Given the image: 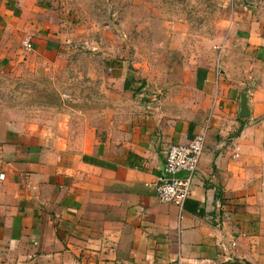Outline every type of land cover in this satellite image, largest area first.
Returning <instances> with one entry per match:
<instances>
[{
    "label": "crops",
    "instance_id": "0c3cea01",
    "mask_svg": "<svg viewBox=\"0 0 264 264\" xmlns=\"http://www.w3.org/2000/svg\"><path fill=\"white\" fill-rule=\"evenodd\" d=\"M59 2L0 0V264H264V15L235 0L216 57L177 75L175 94L106 127L79 110L74 130L28 118L55 108L17 103L10 83L54 80ZM208 123L190 199L161 203L169 147Z\"/></svg>",
    "mask_w": 264,
    "mask_h": 264
},
{
    "label": "rangeland",
    "instance_id": "374dc122",
    "mask_svg": "<svg viewBox=\"0 0 264 264\" xmlns=\"http://www.w3.org/2000/svg\"><path fill=\"white\" fill-rule=\"evenodd\" d=\"M241 1L254 7L257 16L264 15V0ZM235 4V0H60L68 27H61L66 43L55 53L56 60L61 59L50 67L54 80L32 76L9 81L21 93L16 101L29 108L54 106V112L26 115L52 119L56 128L68 118L74 130L79 110H86L91 125L106 127L126 115L128 106L138 113L161 104L175 94L177 75L216 54L215 45L224 40L238 10Z\"/></svg>",
    "mask_w": 264,
    "mask_h": 264
},
{
    "label": "built area",
    "instance_id": "2783aa9c",
    "mask_svg": "<svg viewBox=\"0 0 264 264\" xmlns=\"http://www.w3.org/2000/svg\"><path fill=\"white\" fill-rule=\"evenodd\" d=\"M27 50H32V41L24 43ZM210 124L185 144H172L166 155L163 173L156 182V194L161 203L172 204L180 209L192 195L193 182L199 170L202 156L206 149V136Z\"/></svg>",
    "mask_w": 264,
    "mask_h": 264
},
{
    "label": "water",
    "instance_id": "95a60500",
    "mask_svg": "<svg viewBox=\"0 0 264 264\" xmlns=\"http://www.w3.org/2000/svg\"><path fill=\"white\" fill-rule=\"evenodd\" d=\"M250 112L248 110V95L245 93L241 97V113L240 116L242 118H247L249 117Z\"/></svg>",
    "mask_w": 264,
    "mask_h": 264
}]
</instances>
